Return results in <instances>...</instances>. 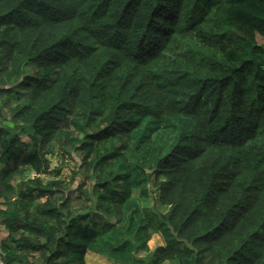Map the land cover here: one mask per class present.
I'll return each mask as SVG.
<instances>
[{
	"label": "trees",
	"instance_id": "1",
	"mask_svg": "<svg viewBox=\"0 0 264 264\" xmlns=\"http://www.w3.org/2000/svg\"><path fill=\"white\" fill-rule=\"evenodd\" d=\"M0 103L4 264H264V0H0Z\"/></svg>",
	"mask_w": 264,
	"mask_h": 264
},
{
	"label": "rangeland",
	"instance_id": "2",
	"mask_svg": "<svg viewBox=\"0 0 264 264\" xmlns=\"http://www.w3.org/2000/svg\"><path fill=\"white\" fill-rule=\"evenodd\" d=\"M2 109L0 111V124L1 125H10L12 126V123H9V108L7 105H1ZM27 137H23L25 140ZM62 154H52L49 155L50 158V164H49V172L47 174H38L32 171L29 168H24L22 174H18L14 176L11 180V183L15 185L17 188L19 181H27L28 179H35L40 178L42 181L46 182L47 180H61L65 183L66 186L73 189L76 185V183L82 182L85 183V164L82 163L81 165V159L79 156L75 155L73 152L66 153L61 151ZM6 166L3 162L0 163V168ZM149 192L150 196L149 199L147 198H138V201L140 205L147 206L149 205H156L158 210L164 211V208L162 206H159L158 204V198H157V188L150 184L149 186ZM78 197V193L76 192L73 194L72 198L73 200L76 199V201L80 200ZM81 197V196H80ZM41 201H44L45 198H41ZM86 205V202H84ZM77 208H82V203H76L75 204ZM8 231L2 222V219L0 218V241L7 238ZM163 238L159 233H153L151 237L148 240L149 248L152 250L157 245L163 244ZM142 254V253H141ZM86 264H118L116 262H113L111 259H109L106 256L94 253L92 251H88L86 254ZM163 264H170V262L165 261Z\"/></svg>",
	"mask_w": 264,
	"mask_h": 264
},
{
	"label": "built area",
	"instance_id": "3",
	"mask_svg": "<svg viewBox=\"0 0 264 264\" xmlns=\"http://www.w3.org/2000/svg\"><path fill=\"white\" fill-rule=\"evenodd\" d=\"M0 264H4L3 261H2V259H1V255H0Z\"/></svg>",
	"mask_w": 264,
	"mask_h": 264
},
{
	"label": "crops",
	"instance_id": "4",
	"mask_svg": "<svg viewBox=\"0 0 264 264\" xmlns=\"http://www.w3.org/2000/svg\"><path fill=\"white\" fill-rule=\"evenodd\" d=\"M88 252V251H87ZM87 254V253H86ZM85 261H86V255H85Z\"/></svg>",
	"mask_w": 264,
	"mask_h": 264
}]
</instances>
